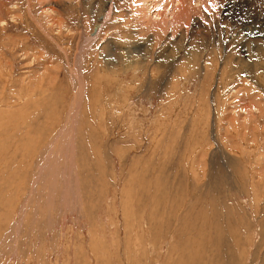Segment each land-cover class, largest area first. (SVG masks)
Here are the masks:
<instances>
[{"label":"rangeland","instance_id":"1","mask_svg":"<svg viewBox=\"0 0 264 264\" xmlns=\"http://www.w3.org/2000/svg\"><path fill=\"white\" fill-rule=\"evenodd\" d=\"M132 1L0 15V264H264L255 13L162 33Z\"/></svg>","mask_w":264,"mask_h":264},{"label":"bare ground","instance_id":"2","mask_svg":"<svg viewBox=\"0 0 264 264\" xmlns=\"http://www.w3.org/2000/svg\"><path fill=\"white\" fill-rule=\"evenodd\" d=\"M37 1H38V5L40 6V8L43 9L44 13H45V11L47 12V10H49V12H51L55 8V7H51L50 3L51 4L53 3L54 4L53 6H55V4H56L57 8H64V6H65V5H63L64 2H65V0H37ZM200 1H198V0H135L134 1L133 0L132 2H135V5L137 6L136 8H137L138 11L136 10V8H134L135 5L133 3H131V4H133L132 7L136 11V12H133L134 15H135V13H137V15L135 16V20H137V22H140L141 24H145V27L146 28H149V29H157V30L160 29L162 31V33H163V32H165L168 29H170L171 31L172 30L174 31L175 29H178L179 27L180 28L183 27V29H185L184 31H187V29L189 27V23H190V18H192L195 14H197V15L199 14V17L201 15V16H203L202 18H204V16H206V15H204V12H206V14H207L208 11L209 12L211 11V10H209L210 8L216 9L217 7L222 6V4L224 2L222 0H202L201 2ZM195 2H198L200 4L202 3L201 4V7L200 6H197V5H195V6H197V7H195L194 6V3ZM262 3H261V5H262L263 8L262 7H259L258 9H254L253 8V10H252V7H251L252 4L248 0H241V1L240 0H228V6H230L229 7L230 9H233L232 7H234V6L240 5L241 7H244L245 8L247 14H251V15L253 13H255V15L257 14L256 16L254 15L253 22L251 20L250 23H246V24H244L242 26V31L245 33V35H250V36L257 35L258 37L259 36H263L264 37V16L261 14V13H264V1ZM6 4L7 5L8 4L13 5V8H17L18 7L17 6V0H0V15H2L3 13L5 15L10 13L9 10L5 7V6H7ZM31 5H34V4L31 2V0H28V9L27 10H28V13L30 15H31V9H30L31 8ZM130 5H128V6H130ZM61 6H63V7H61ZM68 6H70V5H68ZM226 7H227V5H226ZM143 11H145V12H143ZM213 11H215V12H211V14H210L211 15L210 20L212 19V13H214V14L216 13V10H213ZM219 11H220V9H219ZM256 11H257V13H256ZM259 11H261V13H259ZM107 14H109V12ZM197 15L195 17H197ZM55 16H57V15H55ZM55 16H52L51 15L50 17H54L56 19ZM216 16H218V15H216ZM48 17H49V15H48ZM141 17L144 18V21L141 20ZM12 18H15V15ZM107 18H108V16H107ZM257 18H259L260 21L257 22ZM34 19H36V18H34ZM204 19H202V21ZM20 20H21V18H20ZM0 21H3V19L1 17H0ZM32 21H34V20H32ZM35 21L37 22V20H35ZM251 23H253V24H251ZM256 24H259V25H256ZM98 29H99V27L95 26V29L94 30L96 32L98 31ZM42 30H44V29H42ZM95 34H91V37H93ZM201 35H203V34H201ZM248 48L249 47H247L246 50L245 49L244 50H245L246 53H248L250 55L251 53L249 52ZM200 55H202V54H200ZM207 65H208V63H206V62L203 61L201 64H198V67L201 68L203 72H206L209 69V67ZM177 67H178L177 70H180L182 68L181 65H178ZM243 67H246V65H244ZM221 68H222V71H225V70L228 69L229 72H231L233 70H238L240 72L242 69H244L242 67L240 68V66L237 67V68H235V69H233L232 66H231V64H230V62H228V61L225 64H221ZM210 72H211V70L209 71V73ZM236 73H238V72H236ZM257 73H259V72L257 71ZM255 82L256 81H250V83H253L252 85H254ZM257 82L260 85H263L264 84V82L261 81V80H257ZM250 83L248 85H250ZM258 93H259V91H258ZM250 96L252 97V95H250ZM241 98H242L241 100L244 101L243 100V97H241ZM245 103H247V102L245 101ZM244 106H243V108H244ZM259 107L260 106H256V107H253V109L254 110H258ZM246 109L243 110V111H245V113H247V110Z\"/></svg>","mask_w":264,"mask_h":264}]
</instances>
